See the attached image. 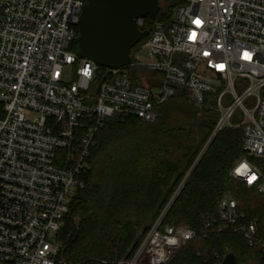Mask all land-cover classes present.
Returning a JSON list of instances; mask_svg holds the SVG:
<instances>
[{
	"label": "built area",
	"instance_id": "2783aa9c",
	"mask_svg": "<svg viewBox=\"0 0 264 264\" xmlns=\"http://www.w3.org/2000/svg\"><path fill=\"white\" fill-rule=\"evenodd\" d=\"M169 1L172 19L143 44L149 60L111 68L74 47L86 0H0V264H68L57 236L86 187L98 131L115 115L154 122L180 90L217 111L210 140L243 128L245 155L230 175L264 193L252 161L264 159V0ZM186 178L121 264H169L198 235L164 224ZM258 223L223 196L217 232L264 249Z\"/></svg>",
	"mask_w": 264,
	"mask_h": 264
},
{
	"label": "trees",
	"instance_id": "16d2710c",
	"mask_svg": "<svg viewBox=\"0 0 264 264\" xmlns=\"http://www.w3.org/2000/svg\"><path fill=\"white\" fill-rule=\"evenodd\" d=\"M173 7L169 1L165 12L161 7L140 28L151 32L156 21L169 22ZM158 112L154 122L115 115L98 131L86 187L72 202L57 236L60 259L68 264H121L131 259L187 175L164 224L190 227L198 235L169 264H219L229 251L238 264H264L262 247L250 245L241 234L216 230L219 203L231 194L242 211L258 219L264 237V193L230 175L245 155L243 128H225L210 140L218 113L211 107L199 109L185 90ZM258 163L264 174V159Z\"/></svg>",
	"mask_w": 264,
	"mask_h": 264
},
{
	"label": "water",
	"instance_id": "95a60500",
	"mask_svg": "<svg viewBox=\"0 0 264 264\" xmlns=\"http://www.w3.org/2000/svg\"><path fill=\"white\" fill-rule=\"evenodd\" d=\"M160 0H86L76 38L77 54L98 65L122 68L132 63V49L150 34L140 20L155 18ZM220 264H238L229 251Z\"/></svg>",
	"mask_w": 264,
	"mask_h": 264
},
{
	"label": "rangeland",
	"instance_id": "374dc122",
	"mask_svg": "<svg viewBox=\"0 0 264 264\" xmlns=\"http://www.w3.org/2000/svg\"><path fill=\"white\" fill-rule=\"evenodd\" d=\"M169 4V0H160V6L162 7V11L165 12L166 11V8ZM161 15V13H160ZM146 37H144V39H146ZM147 40V39H146ZM144 44V43H143ZM143 44L139 43L137 44L133 49H132V58H134V60H139L141 62H146L149 60L150 56H149V50L147 48H143ZM133 69V68H132ZM202 111L199 110V115H201ZM241 113V112H240ZM233 121L234 122H242V117L241 115L239 114V112L233 117ZM258 160H261V159H252V161L255 163V164H259L258 163ZM259 166V165H258ZM225 257V256H224ZM224 257L222 258V260L224 259ZM222 260L219 262V264L222 262Z\"/></svg>",
	"mask_w": 264,
	"mask_h": 264
},
{
	"label": "snow or ice",
	"instance_id": "6c2138e0",
	"mask_svg": "<svg viewBox=\"0 0 264 264\" xmlns=\"http://www.w3.org/2000/svg\"><path fill=\"white\" fill-rule=\"evenodd\" d=\"M246 167V166H245ZM256 179V177L253 175L252 177H250V179H249V183H251L253 180H255Z\"/></svg>",
	"mask_w": 264,
	"mask_h": 264
},
{
	"label": "clouds",
	"instance_id": "9594fccd",
	"mask_svg": "<svg viewBox=\"0 0 264 264\" xmlns=\"http://www.w3.org/2000/svg\"><path fill=\"white\" fill-rule=\"evenodd\" d=\"M85 74H87V73H85ZM245 166L247 167V165H243V166H242V169H243V168H246ZM242 169H241L240 171H242Z\"/></svg>",
	"mask_w": 264,
	"mask_h": 264
}]
</instances>
